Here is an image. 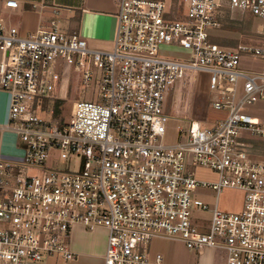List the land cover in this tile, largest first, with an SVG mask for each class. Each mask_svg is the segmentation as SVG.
I'll use <instances>...</instances> for the list:
<instances>
[{"label": "built area", "instance_id": "2783aa9c", "mask_svg": "<svg viewBox=\"0 0 264 264\" xmlns=\"http://www.w3.org/2000/svg\"><path fill=\"white\" fill-rule=\"evenodd\" d=\"M116 3L108 50L57 21L29 35L0 21V89L11 96L9 128L25 152L21 161L0 157V264L77 260L71 236L78 225L107 231L104 264H163L161 254L153 260L149 253L157 238L199 256L223 250V264H264V159L254 156L253 143L264 139V122L244 113L264 101V28L257 43L236 48L209 34L226 10L264 21V0ZM5 5L17 8L18 1ZM243 55L262 68L242 69ZM66 63L80 72L82 91L95 86V101L73 102L57 125L41 113ZM201 74L208 77V109L228 112L211 126L203 123L207 113H178L183 94L197 95L192 85ZM170 118L190 122L188 133L179 130L186 141L173 146L162 142ZM194 166L219 180H198ZM200 187L242 191L241 211L211 210L194 197Z\"/></svg>", "mask_w": 264, "mask_h": 264}, {"label": "rangeland", "instance_id": "374dc122", "mask_svg": "<svg viewBox=\"0 0 264 264\" xmlns=\"http://www.w3.org/2000/svg\"><path fill=\"white\" fill-rule=\"evenodd\" d=\"M167 3L171 0H166ZM177 1V0H176ZM183 1V0H181ZM232 18L235 20H243L244 24H247L245 14L240 11L232 13ZM264 28V21L258 18H253L252 28L249 33L242 34L238 30L225 29V28H214L209 30V34L214 42L225 48H236L241 44H253L257 43L259 38L257 31H261ZM181 55H185L181 53ZM1 60V53H0ZM240 67L245 70H254L255 68L261 67V61L258 58L243 55L241 57ZM61 74V80L58 88L54 94V97L46 104L48 112L41 113L49 123L62 125L63 120L68 115L71 105L76 101H95L93 96L95 95V86L89 87L87 90L82 91L81 89V74L73 66L65 64L63 67L58 69ZM178 84L175 86V95L171 99L174 104L178 101ZM184 91H188L190 85H184ZM193 92H198L197 95H193L188 99L187 94L181 96L179 114L181 116H191L194 118H201L200 114H203V99L209 94L208 88V77L207 74H201L200 80L192 85ZM208 102V100H207ZM255 105V106H254ZM254 105L247 106L244 113L253 115V111L260 106L257 103ZM188 107V109H187ZM206 118L207 121L203 122L206 126H211L216 121L224 120L228 112L223 110L208 109L206 107ZM205 113V112H204ZM264 119V118H263ZM264 122V121H262ZM165 134L162 138V142L165 145L173 146L179 142L186 141V136H181L180 129H184L187 133L189 132L190 122L182 119L170 118L165 124ZM17 135V134H16ZM264 141L261 138H255V141ZM22 147V143H20ZM23 148V147H22ZM57 155V154H56ZM196 178L203 182H216L219 180V176L213 170L207 169L202 166L193 167ZM30 172H34L33 169ZM194 197L197 200H201L204 204L208 205L211 210L218 207L222 210L231 212H239L243 207L244 193L237 189L226 188L222 192L208 189V188H197L194 190ZM202 216H211L210 212L200 213ZM97 230H89L83 226H75L72 229L71 244L74 239H78L81 232H97ZM80 241H83L80 239ZM72 246V245H71ZM150 257L154 260L157 254H161L164 258L163 264H223L226 259V253L223 250H212L207 251L204 255L199 256L195 252L188 251L185 246L176 240L168 238H157L151 241L149 244ZM29 264H104V261L96 257L87 255L79 256L77 260H72L67 263L60 256H53L47 261L31 262Z\"/></svg>", "mask_w": 264, "mask_h": 264}, {"label": "crops", "instance_id": "0c3cea01", "mask_svg": "<svg viewBox=\"0 0 264 264\" xmlns=\"http://www.w3.org/2000/svg\"><path fill=\"white\" fill-rule=\"evenodd\" d=\"M17 1V8H8L5 5L6 0H0V21L8 30L16 28L21 34L29 35L40 27L48 28L52 21H57L66 32L79 33L92 48L108 50L114 45L118 25L116 0ZM262 66L261 61V67L255 69L260 70ZM207 100L208 96L203 99V110L201 111L203 114H200V117L206 114ZM10 110L11 96L0 89V157L21 161L25 152L18 136L9 128ZM253 112V116L264 121V101H260V106ZM254 156L264 159V147L259 155L254 154ZM78 235H80L78 239H74L71 244L73 252L78 256L87 255L103 261L107 245V231L104 229L97 230V232L83 231Z\"/></svg>", "mask_w": 264, "mask_h": 264}, {"label": "trees", "instance_id": "16d2710c", "mask_svg": "<svg viewBox=\"0 0 264 264\" xmlns=\"http://www.w3.org/2000/svg\"><path fill=\"white\" fill-rule=\"evenodd\" d=\"M247 19V24L245 25L243 20H235L232 18V12L230 10H226L224 14L221 16V27L225 29H234L240 31L242 34L249 33L252 28L253 18L252 16L245 14ZM254 143V154L257 156L261 152V149L264 147V141H253Z\"/></svg>", "mask_w": 264, "mask_h": 264}]
</instances>
